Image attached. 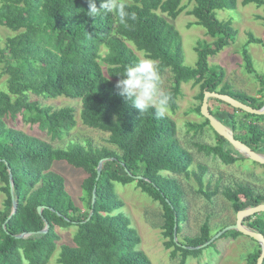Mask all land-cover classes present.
<instances>
[{
	"label": "trees",
	"instance_id": "obj_1",
	"mask_svg": "<svg viewBox=\"0 0 264 264\" xmlns=\"http://www.w3.org/2000/svg\"><path fill=\"white\" fill-rule=\"evenodd\" d=\"M182 1L125 0L136 19L121 25L110 15L88 17L87 0H0V26L14 33L0 50L7 75L6 90H0V193L4 196L0 207V264H48L60 239L58 229L71 226L76 227L73 244L59 246L57 264H152L137 248L140 238L129 218L119 212L122 202L117 197L115 184L135 183L161 206L163 245L171 250V257L180 255L178 264H184L188 255L196 256L201 250H188L183 246L197 247L212 238L208 224L204 223L197 235L179 241L181 225L186 220L182 192L174 177L163 175L166 172L188 178L192 174L201 191L206 168L198 165L196 172L189 170L192 157L180 147L176 125L170 117L156 119L151 110L140 115L115 88L124 70L139 60L128 47L130 43L144 57L157 61L161 77L167 70L171 73L174 84L166 91L171 95L170 110L177 108L181 84L188 82L199 86L201 103L205 92H217L254 109L264 106V95L252 97L231 91L223 83V70L208 66V58L230 45L235 37L231 23L217 20L215 11L235 9L236 0H189L194 3L189 14L196 19L195 24L215 40L212 45L197 42L194 67L183 64L180 35L162 16L176 19L184 9ZM100 2L96 0L98 7ZM242 4L262 8L260 19L264 25V0H242ZM250 43L263 45L264 40L248 33V42L240 51L245 71L256 75L262 94L264 76L254 71L246 50ZM101 48L105 49L103 56ZM99 60L107 66V76ZM28 94L79 100L81 123L107 133V141L115 149H92L80 144L55 148L35 136L8 127L5 119L14 121L20 115L24 122L37 125L52 139H61L76 126L72 108L51 110L29 101ZM201 103L196 112L203 118ZM216 103L230 110L219 106L213 110L211 104ZM207 104L210 114L228 127L235 139L264 155V128L259 124L264 121V115L247 114L216 98H209ZM188 126L200 131L207 126L213 132L216 143L203 146L205 154L225 165L243 159L212 130L205 118L201 124ZM102 159L110 160L102 164L96 180ZM58 161L86 175L81 183L84 210L75 208L65 179L51 170L53 162ZM251 163L264 169V165ZM8 169L17 205L13 215ZM94 185L93 214L85 222L91 210ZM218 193L236 214L264 204V191H256L249 185L236 184L221 190L215 187L205 196L209 198ZM38 207L43 208L41 215ZM45 221L48 231L39 234L45 228ZM242 224L264 236V212L244 218ZM174 225L177 243L174 242ZM223 228L225 226L218 228V232ZM24 233L32 235L16 238ZM238 236L242 234L232 230L219 238ZM250 241L256 246L245 259L247 264H256L261 247L251 238Z\"/></svg>",
	"mask_w": 264,
	"mask_h": 264
},
{
	"label": "rangeland",
	"instance_id": "obj_2",
	"mask_svg": "<svg viewBox=\"0 0 264 264\" xmlns=\"http://www.w3.org/2000/svg\"><path fill=\"white\" fill-rule=\"evenodd\" d=\"M183 11L171 19L162 15L166 21L174 26L181 38L183 64L194 67L196 53L194 48L197 42L202 45H212L215 41L209 37L205 30L196 25V19L189 14L194 7V3L183 0ZM263 14L262 8H257L254 4L243 5L242 0H236L233 10L215 11V18L219 21H229L235 31L234 41L217 54L208 58L210 68L221 69L224 72L223 83L229 86L233 92L244 93L248 96L258 97L260 86L256 80V75L247 73L244 69L243 60L240 54L241 49L248 42V33L255 38L264 40V25L260 19ZM14 33L7 28L0 26V50L3 49L5 41ZM128 47L132 49L137 58H145L143 53L138 52L130 43ZM246 50L251 56L254 71L264 76V44L250 43ZM105 54V49L101 48V55ZM99 64L105 76H107V66L99 60ZM4 63L0 56V90H6L7 75L4 72ZM174 81L171 73L167 70L161 77V89L168 91ZM181 94L176 100L177 108L168 111L166 115L170 117L176 125V138L181 148L185 149L192 157L190 171H197L198 165L206 168L203 177V187L199 191L198 183L193 175L188 178L184 176H172L166 172L165 176L174 177L182 192V206L186 220L181 225L179 241L191 238L198 234L200 227L207 223L210 233L215 236L218 228L230 226L236 222V213L231 205L219 193L207 198L205 193H211L215 187L221 190L225 186L234 187L236 184L249 185L256 191H264V169L252 164L251 160L239 153L243 159H239L231 165L223 164L212 155H207L201 149L203 146H212L216 142L215 136L209 127L205 126L201 131L190 128L188 124H201L203 118L196 112V108L201 103L198 99L200 88L192 82L181 84ZM233 95L232 92L229 93ZM29 101L36 102L39 106L49 107L51 110L70 107L74 111L76 126L61 139H52L50 135L40 131L37 125L24 122L20 115L16 120L5 119L6 125L18 129L28 135L35 136L45 142L50 143L55 148H65L70 144H80L92 149L115 148L107 141L108 134L87 128L79 118L81 103L79 100L66 97H42L28 94ZM225 108L224 104H211V108ZM240 115V114H239ZM260 126L264 128V121H260ZM262 155V154H261ZM51 170L60 174L65 179V186L70 195L75 208L84 210V194L81 189L82 180L86 175L78 169L68 165L63 161L53 162ZM115 191L118 199L122 202L119 212L129 218L131 226L137 232L140 243L137 248L142 251L152 264H178L180 255L171 257V250L165 249L162 237V209L161 206L144 194L135 183L125 186L115 184ZM4 199L0 193V207ZM60 236L57 248L48 264H57L59 246L62 244L72 245V238L76 233V227L58 229ZM258 244V243H257ZM256 243L250 241L247 236H238L235 239L218 238L214 244L200 250L198 255H188L184 264H247L245 257L254 249Z\"/></svg>",
	"mask_w": 264,
	"mask_h": 264
},
{
	"label": "clouds",
	"instance_id": "obj_3",
	"mask_svg": "<svg viewBox=\"0 0 264 264\" xmlns=\"http://www.w3.org/2000/svg\"><path fill=\"white\" fill-rule=\"evenodd\" d=\"M87 16L91 18L112 16L119 24L127 25L135 20L136 15L128 10L125 0H101L99 7L96 0H87ZM115 88L125 101L137 109L140 115L154 113L156 119H163L169 108L171 95L161 89L160 67L154 59L145 57L129 65Z\"/></svg>",
	"mask_w": 264,
	"mask_h": 264
},
{
	"label": "water",
	"instance_id": "obj_4",
	"mask_svg": "<svg viewBox=\"0 0 264 264\" xmlns=\"http://www.w3.org/2000/svg\"><path fill=\"white\" fill-rule=\"evenodd\" d=\"M209 98H216L219 99L220 101L224 102L225 104L229 105L231 108L236 109V110H240L242 112H245L247 114H251V115H264V106L260 109H254L252 107H249L245 104H243L242 102L228 96L225 94H219L217 92H205L203 99H202V103L200 106V114L203 116V118H205L206 120H208L209 122V126L212 128V130L219 135L220 137H222L224 140H226L237 152L243 154L244 157L250 159L252 162H255L257 164L260 165H264V155L255 153L253 150H251L248 146H246L244 143H242L241 141L237 140L234 138L233 133L231 132V130L226 127L225 125H223L219 120H217L216 118H214L208 109V99ZM110 159H102L100 160L98 167H97V177L96 180H98L100 173H101V169H102V164L106 161H108ZM9 170V169H8ZM9 172V182H10V195H11V202H12V211H11V215H13L16 211L17 205L14 199V195H13V186H12V175L10 170ZM139 178V177H137ZM95 191H96V185H94V189L92 191V196H91V210L89 212V216L88 218L85 220L88 221L90 219V217L93 214V206L95 204V200H96V196H95ZM42 207H38L37 212L39 215L42 214ZM264 212V204L256 206V207H252V208H247L245 210L239 211L236 215V222L233 225L227 226L225 228H223L222 230H220L215 236H213L209 241L205 242L204 244L197 246V247H187V246H183L184 249H188V250H198V249H203L207 246H209L210 244H212L215 240H217L221 235H223L224 233L228 232V231H237L240 234L247 236L249 238H251L252 240L256 241L260 247H261V253L259 255V258L257 259L256 264H262L263 258H264V236L262 234L256 233L252 230H250L249 228H247L246 226H244L242 224V221L244 218L254 215V214H260ZM10 215V216H11ZM9 216V217H10ZM48 223L45 221V228L41 231H39V234H44L48 231ZM3 228H5V224L3 225ZM32 233H24L21 235L16 236V238H27L29 236H31ZM173 236H174V242L177 243V238H176V225H174V232H173Z\"/></svg>",
	"mask_w": 264,
	"mask_h": 264
}]
</instances>
